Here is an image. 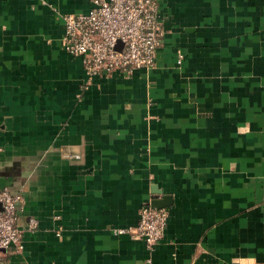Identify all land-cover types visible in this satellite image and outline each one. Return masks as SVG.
<instances>
[{"label":"crops","instance_id":"1","mask_svg":"<svg viewBox=\"0 0 264 264\" xmlns=\"http://www.w3.org/2000/svg\"><path fill=\"white\" fill-rule=\"evenodd\" d=\"M90 2L0 0V179L22 197L0 264H264V0H157L154 65L87 80L61 18ZM162 196L149 251L131 233Z\"/></svg>","mask_w":264,"mask_h":264},{"label":"built area","instance_id":"2","mask_svg":"<svg viewBox=\"0 0 264 264\" xmlns=\"http://www.w3.org/2000/svg\"><path fill=\"white\" fill-rule=\"evenodd\" d=\"M61 19L62 47L69 55L80 58L87 80L112 74L128 76L134 69L154 65L162 36L157 0H91L85 12L67 13ZM21 202L19 192L7 185L0 188V262L5 252L22 248L16 227ZM167 217L165 208L142 203L137 209L132 237L141 240L147 250H153L163 236ZM29 225L35 227V220Z\"/></svg>","mask_w":264,"mask_h":264},{"label":"water","instance_id":"3","mask_svg":"<svg viewBox=\"0 0 264 264\" xmlns=\"http://www.w3.org/2000/svg\"><path fill=\"white\" fill-rule=\"evenodd\" d=\"M118 44L119 43L117 42L116 45H115L116 48H118V46H119ZM3 185H5L4 184V180L0 179V188L3 187ZM157 193H155V194H157ZM166 203H167L166 196H162L160 198H156L155 197V198L151 199L150 202H149V205H150V207L157 209V208L165 207Z\"/></svg>","mask_w":264,"mask_h":264},{"label":"rangeland","instance_id":"4","mask_svg":"<svg viewBox=\"0 0 264 264\" xmlns=\"http://www.w3.org/2000/svg\"><path fill=\"white\" fill-rule=\"evenodd\" d=\"M181 57H179L178 59L180 60Z\"/></svg>","mask_w":264,"mask_h":264}]
</instances>
